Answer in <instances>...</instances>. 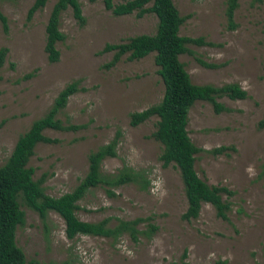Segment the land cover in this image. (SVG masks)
<instances>
[{"label": "rangeland", "instance_id": "rangeland-1", "mask_svg": "<svg viewBox=\"0 0 264 264\" xmlns=\"http://www.w3.org/2000/svg\"><path fill=\"white\" fill-rule=\"evenodd\" d=\"M33 0H0L6 30L0 25V47L7 52L0 68V165L17 137L41 117L64 85L77 80L76 92L56 114L76 130L45 129L54 143H37L27 166L32 178L42 179L46 195L70 192L87 170V155L116 137L115 156L104 157L99 173L104 180L87 188L76 200L74 215L103 222L108 234L76 235L67 239L63 220L49 211L40 217L20 205L23 222L14 239L25 261L32 264H264V0H237L233 27L227 24L226 0H172L186 17L179 35L201 37L212 45L187 44L179 60L192 83L220 86L236 83L243 99H216L225 110L214 112L205 101L187 111L185 129L200 148L193 163L208 185L225 189L218 194L223 217L202 202L196 217L186 218L184 186L177 168L161 164V144L151 137L156 117L130 126L128 115L162 96L163 85L153 62L154 53L137 60L126 54L104 67L119 43L136 34L155 31L156 17L147 12L115 16L104 0H77L83 22L66 8L59 18L63 39L56 42V62L44 52V26L52 4L27 19ZM116 1V0H114ZM201 63L208 64L205 66ZM32 72V76H22ZM117 133V134H116ZM227 147L212 154L215 147ZM123 166L139 173L134 181L113 186ZM109 192V193H108ZM135 234L117 231L120 222L134 221ZM119 226V227H118ZM123 227V226H121ZM113 230L116 233H113Z\"/></svg>", "mask_w": 264, "mask_h": 264}, {"label": "trees", "instance_id": "trees-1", "mask_svg": "<svg viewBox=\"0 0 264 264\" xmlns=\"http://www.w3.org/2000/svg\"><path fill=\"white\" fill-rule=\"evenodd\" d=\"M46 1L33 0L26 12V18L29 19L35 11L40 10ZM236 1L226 0L225 16L230 27L234 26L232 15L237 5ZM103 2L105 9L115 16L127 15L132 12H135L137 17H141L147 12L155 15L157 22L153 33L136 34L119 43L104 44L102 52H113L110 61L104 64V67L112 66L124 54H126L127 60H137L149 53H154L153 62L158 68L157 74L163 85L162 96L158 102L140 111L129 113L128 123L130 126H136L151 116L156 117L151 137L162 146L158 156L161 164L166 166L172 163L179 172L187 200V208L184 213L186 218L196 217L202 202L214 205L217 214L223 217L222 210L225 207L221 205L218 194L225 189L206 184L194 170V154L199 152L200 148L196 147L187 135L185 129L187 111L195 101H205L212 106L214 112L218 113L225 108L216 101L217 98L225 96L229 99H243L246 97V92L236 83L213 86L191 82L179 60V55L190 52L187 44H212L204 42L201 37L192 38L179 35V27L186 17L178 14L172 0H104ZM66 8L71 9L72 16L78 23L83 22L80 4L77 0H55L44 26L43 49L49 63L56 62L59 56L55 44L63 39V34L59 30V18ZM0 25L3 30H6V19L1 12ZM6 52L5 47H0V68ZM201 64L209 66L205 63ZM31 76L32 72H29L22 78L27 79ZM77 84V80L70 81L58 91L47 111L41 117L33 120L29 127L17 137L10 154L0 165V264H32L25 261L24 255L14 239L16 226L23 222L21 204L35 211L40 217H44L49 211L56 213L63 220L64 235L67 239H72L76 235H105L109 233L107 229L103 228V222L88 223L77 219L74 215V208L76 200L87 188L94 187L102 181L109 184L108 180H104L100 175L99 164L104 157L115 156L116 137L88 153L87 170L84 176L70 192L58 197L46 195L41 186L42 179L34 180L32 178L33 169L27 166L28 159L37 143L57 141L44 136L43 130H76L83 127L73 124L63 125L61 120L56 118V114L65 106L67 98L79 89ZM258 126H264V113L258 121ZM226 148L219 146L212 148L210 152L219 154ZM138 174L123 166L116 172L112 185L134 181ZM134 224L135 220L120 222V228L117 231L128 229L134 236L136 232ZM113 233L116 232L113 230Z\"/></svg>", "mask_w": 264, "mask_h": 264}]
</instances>
